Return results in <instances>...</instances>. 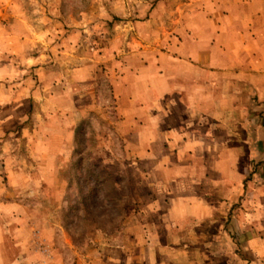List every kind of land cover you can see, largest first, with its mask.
I'll return each mask as SVG.
<instances>
[{
	"label": "crops",
	"instance_id": "0c3cea01",
	"mask_svg": "<svg viewBox=\"0 0 264 264\" xmlns=\"http://www.w3.org/2000/svg\"><path fill=\"white\" fill-rule=\"evenodd\" d=\"M16 2L0 0V137L16 134L34 115L33 77L20 87L19 70L31 72L47 58L34 51L43 33L18 14ZM155 6L149 17L171 8L173 24L150 34L161 40L159 48L124 51L112 71L123 157L147 188L134 212L141 241L135 253L130 236L123 239L122 256L105 255L104 264L263 262L264 0H159ZM59 95L42 98V116L82 108L85 96ZM45 126L38 130L44 142L33 147L43 166L54 169L56 158L72 149V132Z\"/></svg>",
	"mask_w": 264,
	"mask_h": 264
},
{
	"label": "rangeland",
	"instance_id": "374dc122",
	"mask_svg": "<svg viewBox=\"0 0 264 264\" xmlns=\"http://www.w3.org/2000/svg\"><path fill=\"white\" fill-rule=\"evenodd\" d=\"M157 1L17 0L18 14L43 33L36 37L35 54L45 52L47 58L31 72L19 70L20 87L33 77L34 115L16 134L0 137V264H104L105 255L122 256L128 236L132 252H138L140 217L134 212L147 188L123 157L112 71L124 51L154 50L161 40L150 34L161 27L170 31L171 8L161 9L159 19L149 17ZM60 91L70 100L85 96L82 108L62 117L42 116V98ZM44 125L72 132V149L56 158L54 169L43 166L34 150ZM53 143L58 148L59 142ZM95 175L102 181L91 182Z\"/></svg>",
	"mask_w": 264,
	"mask_h": 264
}]
</instances>
